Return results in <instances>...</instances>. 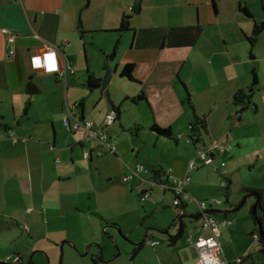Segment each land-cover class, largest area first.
<instances>
[{
	"label": "crops",
	"instance_id": "1",
	"mask_svg": "<svg viewBox=\"0 0 264 264\" xmlns=\"http://www.w3.org/2000/svg\"><path fill=\"white\" fill-rule=\"evenodd\" d=\"M134 3L0 0V260L22 261L32 251L51 255L53 248L61 246L65 251L70 247L78 255H90L93 263V258L104 257L106 243L118 241L115 230L139 241L142 236L137 238L134 233L139 222L141 234L146 226H153L148 224L155 211L144 202L156 195V187H163L161 206L173 209L169 213L172 215L158 220L155 227L164 238L146 231L147 237L137 242L134 255L148 245L156 257L149 264H164L167 248L179 246L182 264H197L202 210L190 209L189 200L195 195L200 200H222L213 210L220 211L214 215L221 222L224 249L223 232L240 229L232 220L240 215V210L231 211L238 203L232 198V184L237 179V187L244 194L247 187H264V29L259 36L252 35L255 20H264V0H143L140 14L134 12ZM80 9L89 30L94 29L95 24L89 22L95 18L102 22L103 29L113 31H118L123 19L130 22V30L118 31L124 33L127 44L113 66L117 72L109 85L118 107L113 124H105L113 108L103 96L97 109L90 110L86 105V93L94 89L88 84L89 72L103 77L110 62L104 64L101 74L87 66L80 76L78 59L83 43L78 30L84 27H80L83 22L76 27ZM4 27L19 32L14 55L9 53ZM54 43L59 46L60 63L66 61L75 68L66 79L33 65V56ZM127 63L135 64L136 81L126 78L118 84L115 78ZM28 84L35 85L39 93L29 96ZM240 91L256 106L254 110L250 105L238 120L240 104L234 99ZM138 95L145 98L137 100ZM67 103L77 105L79 114L75 109L74 114L93 120L105 130L117 151L100 156L93 153L86 159L84 153L92 143L80 131H67ZM131 108L136 117L129 122L126 113ZM195 114L207 117V129L195 144L184 141L193 151L184 156L183 163L170 156L169 164L159 157L146 156L150 145H179L188 138ZM154 124L171 129L175 139L156 133ZM180 134L183 138L177 139ZM128 138L138 142L131 150L122 144ZM215 140L233 146L216 155L209 166L217 173L201 171L203 164L189 173V162L197 157V143L209 146ZM138 163L151 169L143 176L146 180L132 177L123 181ZM168 168L179 179L194 172V181L191 177L180 207L174 204L172 190L156 179L155 172L163 173ZM213 174L217 192L208 189ZM147 191L150 197L142 200ZM169 193L172 201H164ZM133 215L135 223L131 221ZM187 215L192 217L188 218L190 222L184 220ZM225 218L232 223L224 225ZM180 231V240L171 243ZM189 236L190 243H185ZM254 244L253 240L249 248ZM248 251L236 254L224 249V257L230 262L243 258V264H256ZM249 257L253 262H248Z\"/></svg>",
	"mask_w": 264,
	"mask_h": 264
},
{
	"label": "rangeland",
	"instance_id": "2",
	"mask_svg": "<svg viewBox=\"0 0 264 264\" xmlns=\"http://www.w3.org/2000/svg\"><path fill=\"white\" fill-rule=\"evenodd\" d=\"M90 0H86V5ZM91 8V6H90ZM89 9V8H87ZM82 9H80L77 17V23L76 27H78L79 23L83 22L84 27L82 29H79V34L81 38V43L82 44V49L79 54V62H78V69H79V74L82 77V74L84 73V70L89 67L90 70H93L92 67L96 68L97 74H101V71L104 67V64L109 61V55L114 53L116 51V56L115 59L110 62L112 66H114L119 60L121 59V53L123 49L125 48L127 44V39L125 36H123L122 33L118 31H113L115 29H103L102 27V22L98 21L96 18L95 20L88 21L89 25L95 24L94 29H87L86 24V16H84V13L81 12ZM104 24V23H103ZM78 29V28H77ZM81 30V31H80ZM82 31L85 33L82 34ZM123 38L121 39V37ZM120 40V43H119ZM85 46V49H84ZM107 65V64H106ZM105 65V66H106ZM98 78H101V76L96 75ZM118 84L122 81H127L126 77H121L119 74L115 78ZM79 87H77L78 89ZM82 96V95H81ZM86 105L90 110H94L98 108V103L100 101V98L103 96V99L106 101L108 100V96L106 92H102L101 89L95 88L92 90V93H86ZM81 98H84L83 96ZM74 103V102H73ZM80 103V101H79ZM79 109H75V112L79 114ZM67 114V113H66ZM127 119L129 122L135 119L136 117V112H134V109L131 108V110L126 113ZM138 114L144 115L147 117L146 114L143 112H139ZM149 129L146 130L143 138L144 140L147 139ZM119 134H122L121 130ZM124 137H128L127 134L124 135ZM187 141V138H185L179 145H168V144H162L160 143L158 147H155L154 145H150L149 148L147 149V157L152 156L155 158H160L165 164H169L167 158L173 157L177 158L180 163L184 162V156H188V154L193 151L192 146L187 144L184 141ZM141 142H144L143 139H141ZM190 142V141H189ZM138 143L136 139L133 138H128L126 140H123L124 147L126 150L132 147ZM142 153V152H141ZM172 154V155H171ZM162 155V156H160ZM142 156L144 154L142 153ZM200 161V160H199ZM188 163V162H187ZM169 166V165H166ZM210 165H205L201 169V171H209L211 173L215 172L217 173L216 169L210 170L209 169ZM214 174L211 175V180H210V185L208 186V189H210V192H217V189H214L217 184V180L214 177ZM192 181H194V172L191 174ZM235 180H233L234 182ZM238 180L236 179V182L232 184V198L237 200V204L241 203L244 201L245 194L240 192V189H238ZM163 187H156V195L147 200L145 203L146 206H150L155 212L153 215L150 216V222L148 225H153L151 227H145V232L141 234L142 232V227H141V221L139 222V226L136 227L138 230H135L134 233L137 238L140 236L141 239L139 241L130 238L129 236H126L122 233H120L118 230H115V236L118 238V241H111V243H106L105 246H103V254H104V260L102 261V264H149L152 261H156L154 249L148 245L145 246V249L143 251H140L136 256L134 255V249L137 244V242H140L143 240L146 231H152L155 233L156 236H160L159 238L163 239L164 236L162 233H160L157 227V221L158 220H164L169 217V214L172 212V208L164 210L161 206L162 201L160 198V194L162 195L163 192H161ZM173 199L172 194L169 193L168 196L164 199V201H170V199ZM217 198V197H216ZM171 199V201H172ZM201 198L199 195H195L194 199L193 197L189 200L190 203V209L197 210L201 209L200 205V200ZM155 200V202H153ZM227 201H225L226 203ZM254 204V199L253 197H249L245 200L243 206L239 209L240 210V215L239 218L237 219L238 216L234 217L233 224L234 225H240L239 230H234L231 233L228 232H223L222 240L224 241V249L226 251H236L237 253L244 252L248 248L249 254H253V258L256 262V264H264V254H262L259 250V243H255L252 248L250 247V243L253 242L254 240V232H258V226L254 224V221L251 217V209ZM238 210V211H239ZM237 213V212H236ZM174 214V211H173ZM172 217V220L175 218ZM189 217H184V220L186 222H190L188 220ZM131 221L135 223V215L131 218ZM248 225L251 227V231L246 234V230L248 228ZM153 227V228H152ZM155 228V229H154ZM189 229H194L193 227ZM191 236L187 238L185 243L189 242L190 243ZM165 242V240L163 241ZM164 252V264H182V258L180 255L181 248L178 247H172V248H167ZM253 258L249 257L248 262H253ZM133 259V260H132ZM11 264H93L90 255L89 256H83L81 254H77V252H74L73 249L70 247L66 248V251L64 248L61 246H56L53 248V251L51 255L45 252H35L32 251L31 253H28L25 258L23 257L22 261H16L15 260H10L8 261Z\"/></svg>",
	"mask_w": 264,
	"mask_h": 264
},
{
	"label": "built area",
	"instance_id": "3",
	"mask_svg": "<svg viewBox=\"0 0 264 264\" xmlns=\"http://www.w3.org/2000/svg\"><path fill=\"white\" fill-rule=\"evenodd\" d=\"M2 31L7 36L9 42V53L14 55L16 52L15 44L19 37V32L4 27ZM59 46L57 44H50L48 48L40 54L33 56V65L37 68H44L55 73L57 76L66 79L68 72L74 73L75 68L72 64H68L66 61L60 63L58 58ZM77 107L76 104H66V110L68 113V125L67 131H80L83 137L92 143V148L84 153L86 159L90 158L93 153L100 156L106 152H116L117 146L112 141L109 134L102 128L95 125V122L91 119L80 117L74 114V109ZM72 117V118H71ZM118 118V111L111 109L106 117L105 124H113ZM13 135V134H11ZM183 135H178V139H182ZM190 141L189 138H187ZM231 144H222L218 140H215L209 146H200L197 148V157L192 159L188 165V172L199 167V164L212 165L216 155L222 153L225 150L232 149ZM200 160V161H199ZM224 166L225 162H221ZM171 168L164 170L162 179L160 180L165 186L173 191L175 195L174 204L180 205L182 195L186 191V187L190 183V175L183 178H176L171 173ZM149 169L145 164L138 163L135 167L131 168L130 173L123 177V181L128 182L130 178L137 177L142 181L146 180L143 176L150 173ZM227 183L224 181L223 185ZM150 197V192H145L141 199L146 200ZM201 205V228L203 234L199 237L196 242L197 247L200 250V258L197 264H243L242 258L230 262L224 257V249L220 240L221 236V222L212 212L213 208L217 205L222 204V200L219 198H211L206 200H200ZM222 223L224 225L232 223V220L225 218ZM205 231V232H204ZM261 239L259 232H254V242L258 243Z\"/></svg>",
	"mask_w": 264,
	"mask_h": 264
},
{
	"label": "trees",
	"instance_id": "4",
	"mask_svg": "<svg viewBox=\"0 0 264 264\" xmlns=\"http://www.w3.org/2000/svg\"><path fill=\"white\" fill-rule=\"evenodd\" d=\"M243 11H245V13L248 12L245 9ZM247 14H249V13H247ZM128 30H130V22L127 19H123L118 31L122 32V31H128ZM82 33L84 34L85 32L82 31ZM248 41L250 42L251 45H253V41H254L253 38L249 37ZM134 68H135L134 63H127V64L123 65L121 67V70H120L121 77H126L127 79H129L131 81H136V79H134V77H133ZM98 82H99V78L96 77L94 73L89 72L88 84L94 85ZM256 83H257V75L255 74V79H254L253 84L255 85ZM27 93L29 96H32V95L38 94L39 89L37 87H35V85H33V84H28ZM247 97H248V94H246L243 91H240L239 93H237L235 95L234 101L236 104H241L244 102V100ZM206 127H207V117L206 116H199V115L195 114V118L191 123L189 137H188L190 139V141L195 144V142L197 140H202V131H206V129H207ZM137 128L135 130H133V132H136ZM152 129L161 136L167 137L169 139H175L171 129H169V128L161 127L158 124H154L152 126ZM197 144H198V147H200V144L199 143H197ZM164 172L163 173H162V171L161 172L160 171L155 172L157 175L156 179L161 180ZM244 192H245V195L248 196V198L253 197L254 203L256 204L255 205L256 211H255V213H253L251 210V212H250L251 217L254 221V224H256V226H258V221H259V223H260V225L264 231V187H262V188H248L247 187V188H245ZM244 202H245V200H244ZM244 202L237 204L235 206V211L239 210L243 206ZM181 203H182V200H181ZM177 207H180V205H178ZM212 212H214V210H212ZM181 236H182V231H180L179 234H177L174 238L171 239V243L174 244L177 241H179ZM258 243H259L260 252L262 254H264V242L262 241V238L260 239V241ZM139 248H141V246H139ZM102 261H103L102 257L93 258V264H101ZM242 261H244L243 258H242Z\"/></svg>",
	"mask_w": 264,
	"mask_h": 264
},
{
	"label": "water",
	"instance_id": "5",
	"mask_svg": "<svg viewBox=\"0 0 264 264\" xmlns=\"http://www.w3.org/2000/svg\"><path fill=\"white\" fill-rule=\"evenodd\" d=\"M142 1L143 0H135V3L133 5V10L136 14H140L141 11H142ZM263 14H264V10L262 11ZM253 19H255V16L253 15L252 16ZM83 24L81 23L80 24V27H82ZM264 29V20L262 21H258V20H255V24H254V27H253V30H252V35L253 36H259L260 33L263 31ZM115 56H116V51L114 53H112L111 55H109V61L112 62L114 59H115ZM117 70L116 68H114L111 64H107L106 65V68H105V75L101 78H99V82L94 84V85H91L90 87L92 88H99L102 90V92H106L107 93V96H108V103L112 106L113 109H118L117 105L115 104V102L113 101L112 99V96H111V91L109 89V85L110 83L112 82V79H113V76L114 74H116ZM252 90V87L250 88ZM145 96L144 95H138L137 96V100H141V99H144ZM253 106L254 110H255V106L256 104L255 103H252L250 99H247L246 101H244L243 103L240 104V107L239 109L236 111V118L238 120H241L242 118V115H243V112L249 108V106ZM248 198L247 195H245L244 197V200H246ZM244 202V201H242ZM241 202V203H242ZM240 204V203H239ZM256 204L254 203L253 206H252V212L255 213L256 211ZM231 211H235V207L231 209ZM220 212L219 210H215L214 213H218ZM187 217H190L192 218L191 216L187 215ZM120 233H122V231H119ZM258 232L262 238V241L264 242V231L258 221ZM147 237V234H145L144 236V239ZM0 264H11L10 262L8 261H5V260H0ZM23 264V263H22Z\"/></svg>",
	"mask_w": 264,
	"mask_h": 264
},
{
	"label": "flooded vegetation",
	"instance_id": "6",
	"mask_svg": "<svg viewBox=\"0 0 264 264\" xmlns=\"http://www.w3.org/2000/svg\"><path fill=\"white\" fill-rule=\"evenodd\" d=\"M247 99H245L244 101H246Z\"/></svg>",
	"mask_w": 264,
	"mask_h": 264
}]
</instances>
